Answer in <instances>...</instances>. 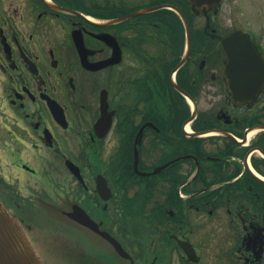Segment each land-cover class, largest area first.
Wrapping results in <instances>:
<instances>
[{
    "label": "flooded vegetation",
    "instance_id": "1",
    "mask_svg": "<svg viewBox=\"0 0 264 264\" xmlns=\"http://www.w3.org/2000/svg\"><path fill=\"white\" fill-rule=\"evenodd\" d=\"M238 1L0 0V196L51 215L42 256L264 264V88L236 102L224 49L264 57V30Z\"/></svg>",
    "mask_w": 264,
    "mask_h": 264
},
{
    "label": "water",
    "instance_id": "2",
    "mask_svg": "<svg viewBox=\"0 0 264 264\" xmlns=\"http://www.w3.org/2000/svg\"><path fill=\"white\" fill-rule=\"evenodd\" d=\"M207 13L216 10L220 0H190ZM229 59L230 83L236 101L254 98L264 88V59L249 35L238 32L224 41ZM81 224L92 226L85 213L70 214ZM0 264H43L29 241L0 199Z\"/></svg>",
    "mask_w": 264,
    "mask_h": 264
},
{
    "label": "rangeland",
    "instance_id": "3",
    "mask_svg": "<svg viewBox=\"0 0 264 264\" xmlns=\"http://www.w3.org/2000/svg\"><path fill=\"white\" fill-rule=\"evenodd\" d=\"M230 9H233V11ZM221 10L222 14L224 15L229 14L230 16L232 15V13L236 15V17L238 18L237 21H239L242 26L246 25V19L249 18L255 23V29H258L260 25H262V28L264 30V0H239L231 7L226 3L222 5ZM1 167L2 166H0V168ZM27 218L30 223H25V225H23V228L26 234H28L29 239L32 240L35 244V236L37 233H40V231H37V227L41 226L43 228H50L52 217L49 214H28ZM47 225H49V227H47ZM29 226H31L32 228H30ZM27 228L32 230H29ZM49 241L51 242V240H46L47 243ZM34 244L33 246L36 249V252L39 254V258L44 264H58V262H56L57 260H52V258L42 256L39 253L37 246H35ZM39 244L40 241H38V245Z\"/></svg>",
    "mask_w": 264,
    "mask_h": 264
}]
</instances>
